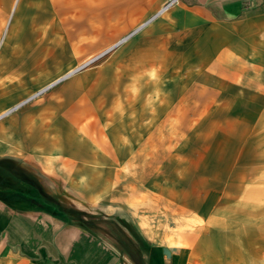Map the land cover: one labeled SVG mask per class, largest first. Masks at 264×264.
<instances>
[{
  "label": "crops",
  "instance_id": "obj_1",
  "mask_svg": "<svg viewBox=\"0 0 264 264\" xmlns=\"http://www.w3.org/2000/svg\"><path fill=\"white\" fill-rule=\"evenodd\" d=\"M167 2L18 0L16 28L41 22L49 35L52 20H76L83 35L137 32L112 62L129 74L106 91L97 81L90 99L6 114L27 90L0 77V264L230 258L214 246L226 201L212 181L227 175L212 173L204 147L222 159L226 131L239 129L228 122L248 101L264 105V0H178L162 10ZM195 132L203 146L190 155Z\"/></svg>",
  "mask_w": 264,
  "mask_h": 264
},
{
  "label": "rangeland",
  "instance_id": "obj_2",
  "mask_svg": "<svg viewBox=\"0 0 264 264\" xmlns=\"http://www.w3.org/2000/svg\"><path fill=\"white\" fill-rule=\"evenodd\" d=\"M5 1L6 11L0 8V77L8 81L18 77L27 93L3 113L9 114L32 103L57 108L61 101L73 104L76 98L90 99L97 96V81L102 79L106 91L105 87L112 86L108 82L110 78L129 74V69L115 67L112 62L116 52L137 29L115 40L104 33L83 35L80 30L76 31L77 23L72 20H52L50 34L43 35L41 22L35 27L27 23L20 28L13 26L18 0ZM81 22L79 26L85 21ZM261 106L257 109L256 103L248 101L243 116L233 117L232 124L228 122L229 126L239 129L234 133L226 131L223 147L226 153H222V159L217 147L210 145V154L208 144L204 147L206 155L210 156L212 173L216 170L222 177L227 175L226 179L212 181V189H216V193L224 191L226 201H219L226 211L221 213L220 224L214 229L221 238L216 237L219 242L214 246L216 244L220 254L230 256L223 262L222 257L220 260V256L217 259L215 256L216 263L264 264V112ZM199 135L195 132L189 141L187 152L190 155L202 149ZM231 135L235 138H229ZM216 196L213 195L212 200ZM255 249H258V259L254 258Z\"/></svg>",
  "mask_w": 264,
  "mask_h": 264
},
{
  "label": "bare ground",
  "instance_id": "obj_3",
  "mask_svg": "<svg viewBox=\"0 0 264 264\" xmlns=\"http://www.w3.org/2000/svg\"><path fill=\"white\" fill-rule=\"evenodd\" d=\"M82 15H84V14H82ZM65 22H67V20H64ZM72 21H74V20H72ZM89 21V20H88ZM75 22H76V20H75ZM67 24V23H66ZM75 27V26H74ZM79 26H76L75 28H78ZM67 28V27H66ZM91 29H93V28H91ZM65 30V29H64ZM75 30V29H74ZM89 30V29H88ZM74 33H75V31H74ZM73 33V34H74ZM69 34V33H68ZM73 102H75V101H73ZM72 104V103H71ZM71 108H72V106H71ZM70 108V109H71ZM65 110V109H64ZM68 112V111H67ZM70 115V114H69ZM48 136L45 138V140H47V142H50V143H53V144H58V143H60V142H62L63 140H62V137L60 136H58V137H50V135L49 134H47Z\"/></svg>",
  "mask_w": 264,
  "mask_h": 264
},
{
  "label": "built area",
  "instance_id": "obj_4",
  "mask_svg": "<svg viewBox=\"0 0 264 264\" xmlns=\"http://www.w3.org/2000/svg\"><path fill=\"white\" fill-rule=\"evenodd\" d=\"M177 1H178V0H169V1L164 5V7H163L162 10L167 9L170 5H172L173 3L177 2ZM99 56H100V55H99ZM99 56H97V57H99Z\"/></svg>",
  "mask_w": 264,
  "mask_h": 264
}]
</instances>
